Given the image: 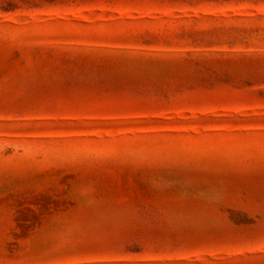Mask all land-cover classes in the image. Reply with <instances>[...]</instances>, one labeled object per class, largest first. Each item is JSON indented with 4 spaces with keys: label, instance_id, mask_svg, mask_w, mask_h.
Wrapping results in <instances>:
<instances>
[{
    "label": "rangeland",
    "instance_id": "374dc122",
    "mask_svg": "<svg viewBox=\"0 0 264 264\" xmlns=\"http://www.w3.org/2000/svg\"><path fill=\"white\" fill-rule=\"evenodd\" d=\"M0 264H264V0H0Z\"/></svg>",
    "mask_w": 264,
    "mask_h": 264
}]
</instances>
